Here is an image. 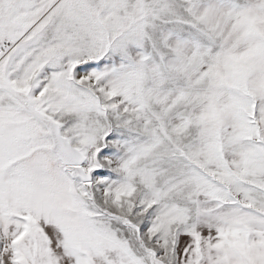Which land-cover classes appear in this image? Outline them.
<instances>
[{
  "label": "snow or ice",
  "instance_id": "1",
  "mask_svg": "<svg viewBox=\"0 0 264 264\" xmlns=\"http://www.w3.org/2000/svg\"><path fill=\"white\" fill-rule=\"evenodd\" d=\"M0 264H264V0H0Z\"/></svg>",
  "mask_w": 264,
  "mask_h": 264
}]
</instances>
